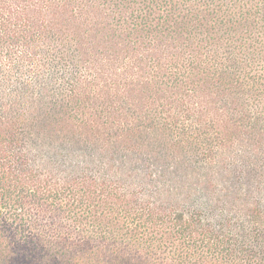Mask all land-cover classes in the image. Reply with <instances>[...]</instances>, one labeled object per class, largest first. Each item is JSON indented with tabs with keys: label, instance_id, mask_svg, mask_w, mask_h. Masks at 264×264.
<instances>
[{
	"label": "trees",
	"instance_id": "1",
	"mask_svg": "<svg viewBox=\"0 0 264 264\" xmlns=\"http://www.w3.org/2000/svg\"><path fill=\"white\" fill-rule=\"evenodd\" d=\"M0 264H264V0H0Z\"/></svg>",
	"mask_w": 264,
	"mask_h": 264
}]
</instances>
